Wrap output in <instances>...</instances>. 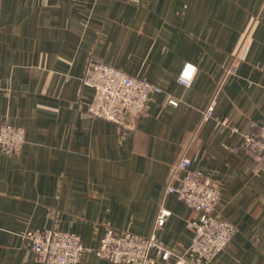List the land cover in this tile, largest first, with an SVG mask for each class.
<instances>
[{
	"label": "crops",
	"instance_id": "1",
	"mask_svg": "<svg viewBox=\"0 0 264 264\" xmlns=\"http://www.w3.org/2000/svg\"><path fill=\"white\" fill-rule=\"evenodd\" d=\"M90 62L162 90L132 132L86 113ZM263 116L264 0H0V125L25 131L18 154L0 153V264H39L21 235L46 229L94 248L111 227L182 254L197 214L164 194L182 157L219 183L214 214L235 230L207 264H264V170L243 146ZM160 208L171 216L157 227Z\"/></svg>",
	"mask_w": 264,
	"mask_h": 264
},
{
	"label": "built area",
	"instance_id": "2",
	"mask_svg": "<svg viewBox=\"0 0 264 264\" xmlns=\"http://www.w3.org/2000/svg\"><path fill=\"white\" fill-rule=\"evenodd\" d=\"M240 56L234 55L226 76L236 73ZM196 66L185 63L177 77V83L189 87ZM82 85L92 91L86 103V113L91 117L107 121L126 132L135 129L137 120L144 113L151 97L162 90L148 82L131 77L110 66L90 62L82 77ZM213 98L203 113V120L213 118ZM169 105L177 106L174 99ZM25 143L23 128L9 123L0 125V153L18 154ZM243 146L252 157L256 172L264 170V116L252 123L249 133L243 136ZM191 161L182 157L173 167L171 178L164 194L174 195L187 208L197 214L186 226L193 232L190 245L182 254H176L155 241L127 231L107 227L94 248H86L78 235L56 229L26 231L21 236L28 241L39 264H77L84 254L91 253L112 264H207L221 253L231 242L234 227L214 214L220 200L221 186L200 171H190ZM171 212L160 208L155 224L162 227ZM154 253V255H151Z\"/></svg>",
	"mask_w": 264,
	"mask_h": 264
}]
</instances>
